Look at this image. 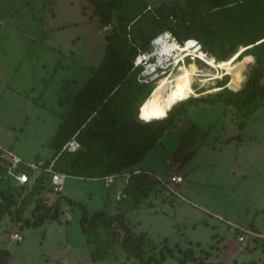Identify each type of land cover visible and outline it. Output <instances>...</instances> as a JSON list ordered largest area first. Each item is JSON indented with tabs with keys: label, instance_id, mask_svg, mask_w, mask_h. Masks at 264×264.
<instances>
[{
	"label": "rangeland",
	"instance_id": "rangeland-1",
	"mask_svg": "<svg viewBox=\"0 0 264 264\" xmlns=\"http://www.w3.org/2000/svg\"><path fill=\"white\" fill-rule=\"evenodd\" d=\"M83 3L90 6V0H55L54 17L44 0H0V146L4 151L0 149L7 162L21 158L30 165L47 163L54 153L47 141L66 118L70 98L98 69L110 29L97 19L89 17L88 22V17H82L91 15V6L83 9ZM245 14L243 24L256 32L259 22L250 20L254 13ZM249 56L234 64L233 71L242 78L239 88L231 87L230 74L216 73L195 57L174 68L171 73L176 74L183 67L196 66L200 77L193 80L197 92L190 98L208 100L188 105L176 126L139 163L117 174V181L127 178L123 186L116 181L107 189L103 177L67 178L62 191L55 193L45 182L22 218L32 219L37 202L53 206L62 197L59 218L20 229L21 221L5 215L0 223V250L10 254L8 264H45V258L48 264H145L128 259L119 244L110 248L104 261L94 263L79 224L84 211L90 217L103 209L112 214L118 213L117 207L125 209L130 197L124 198L123 189L142 171L155 183L136 209L125 212V223L133 233L146 235L144 259L159 260L161 248L167 246L172 256L151 264H179L177 258L187 249L211 264H264V78L262 92L248 110L211 104L209 98L223 89L244 88L255 66ZM77 145L72 142L69 150L75 151ZM173 176L182 181L175 194L167 196L162 182ZM8 185L14 195L21 192L14 183ZM14 233L23 240L13 241ZM98 234L103 238L107 232L99 229Z\"/></svg>",
	"mask_w": 264,
	"mask_h": 264
},
{
	"label": "trees",
	"instance_id": "trees-1",
	"mask_svg": "<svg viewBox=\"0 0 264 264\" xmlns=\"http://www.w3.org/2000/svg\"><path fill=\"white\" fill-rule=\"evenodd\" d=\"M44 1L49 13L54 15L55 0ZM239 2V6L232 5ZM89 4L90 17L110 31L105 35L106 46L98 69L75 96L67 97L71 103L68 114L47 141V146L54 149L47 164L54 160L55 172L94 180L131 168L155 147L168 130L176 126L188 105L208 100L184 99L164 117L140 118L139 109L155 86L138 82L139 69H134L133 62L137 55L150 48L155 37L165 32L171 33L181 44L192 40L197 42L199 49L216 61L231 58L238 47L245 49L238 59L247 55L254 57L255 66L244 88L235 92L223 89L216 95H210L211 104L221 102L237 106L239 110H248L261 94L264 0H186L184 3H159L152 7L145 0H90ZM83 5V9L90 7ZM246 11L254 13L250 20L254 19L255 24L259 22L256 32L243 24ZM239 41L242 43H237ZM148 85L150 89H146ZM70 142H76L79 148L75 151L65 149ZM5 159L0 150V176L10 165ZM30 181L26 186L15 184L21 192L14 195L8 185L10 181L3 183L0 179V223L5 215L14 222L21 221L20 229L39 227L46 220H58L62 197H58L53 206L37 202L31 210L32 219L22 218L25 207L44 189V183L50 186L49 178L43 173ZM154 183L148 173L142 171L132 176L123 189L124 198L130 197L125 209L117 207V214L103 209L90 217L83 212L79 220L80 230L94 263L104 261L110 248L116 244L128 259L145 264L163 263L168 255L172 256V250L163 246L159 260L151 256L144 259L146 235L133 233L125 223V212L136 209L149 196ZM50 190L53 191L51 186ZM68 202L77 206L73 201ZM99 229L107 232L105 237L99 236ZM177 262L211 264L204 258L195 257L192 249L185 250Z\"/></svg>",
	"mask_w": 264,
	"mask_h": 264
},
{
	"label": "built area",
	"instance_id": "built-area-1",
	"mask_svg": "<svg viewBox=\"0 0 264 264\" xmlns=\"http://www.w3.org/2000/svg\"><path fill=\"white\" fill-rule=\"evenodd\" d=\"M185 44L186 43H179L169 32H165L155 37L150 43V48L137 55L134 59V69H139L137 77L138 82L142 84H155L166 74H170L174 68L183 65L186 58L195 61V58L191 53L183 51ZM196 46L197 48H201L197 42ZM73 143L77 145L76 142ZM71 145L72 142L64 148L69 150ZM9 162L10 165L7 172L0 176L3 183L10 181L19 186H26L31 182L30 180L33 179L35 175L43 173L44 176L49 178L53 192L60 193L64 187L65 180L68 178L66 175L55 172L54 160L48 164L36 163L33 165L24 163L17 158H11ZM24 167L27 168L29 172L22 171ZM118 178L119 176L117 174H112L103 177L101 181L105 188L108 189L116 183ZM123 179L127 181V178ZM181 181V177L173 176L170 180L162 182L165 195L171 196L175 194L174 188L177 184L181 183ZM11 238L15 242H21L23 240L22 236L18 233L11 235Z\"/></svg>",
	"mask_w": 264,
	"mask_h": 264
},
{
	"label": "bare ground",
	"instance_id": "bare-ground-1",
	"mask_svg": "<svg viewBox=\"0 0 264 264\" xmlns=\"http://www.w3.org/2000/svg\"><path fill=\"white\" fill-rule=\"evenodd\" d=\"M243 50L245 49L241 48L240 52ZM183 51L191 53L195 58L205 63L216 73L222 71L230 74V85L232 88H239L241 86L242 78L239 72H237V70L233 71L235 68V61L240 52L225 61H216L214 58L202 52L199 47L197 48L196 42L193 40L188 41L184 45ZM198 73L199 72L196 70V66L195 68L183 67L176 74H166L164 77L159 79L155 83L156 85L149 97L144 101L139 109L140 118L143 120H150L155 117H164L181 100L196 96L197 91L194 92L192 83L196 77H200Z\"/></svg>",
	"mask_w": 264,
	"mask_h": 264
},
{
	"label": "water",
	"instance_id": "water-1",
	"mask_svg": "<svg viewBox=\"0 0 264 264\" xmlns=\"http://www.w3.org/2000/svg\"><path fill=\"white\" fill-rule=\"evenodd\" d=\"M145 1L150 7H152L159 3H173V2L184 3L186 0H145ZM9 260H10V254L8 253V251L0 250V264H8Z\"/></svg>",
	"mask_w": 264,
	"mask_h": 264
},
{
	"label": "crops",
	"instance_id": "crops-1",
	"mask_svg": "<svg viewBox=\"0 0 264 264\" xmlns=\"http://www.w3.org/2000/svg\"><path fill=\"white\" fill-rule=\"evenodd\" d=\"M84 13V12H83ZM82 14V13H81ZM54 17H55V12H54ZM82 17H84L85 19H87V17H88V22L89 21H91L90 19H89V17L90 16H86V15H84V14H82ZM104 54V53H103ZM103 57V56H102ZM102 59V58H101ZM1 62V61H0ZM23 78V77H22ZM0 80H1V77H0ZM21 92H23V90L22 89H19ZM19 90L17 91L18 93H20L19 92ZM56 131V130H55ZM156 146V145H155ZM0 148L4 151V149L2 148V146H0ZM3 151H1V152H3ZM6 152V151H5ZM5 154V153H4ZM21 159V158H20ZM21 161H23V162H25V163H28V161H26V160H24V159H21ZM48 161V160H47ZM36 162H38V161H36ZM25 168V167H24ZM23 168V169H24ZM28 172H29V170L27 169V168H25ZM69 178H75V177H68V179ZM67 179V180H68ZM76 179H80V180H88V179H83V178H76ZM122 181V182H121ZM102 182V181H101ZM118 183H117V185L120 187V186H123V184H124V180L123 179H120V180H118L117 181ZM72 201V200H71ZM45 264H48V259H46L45 258V262H44ZM56 264H57V261H56Z\"/></svg>",
	"mask_w": 264,
	"mask_h": 264
}]
</instances>
